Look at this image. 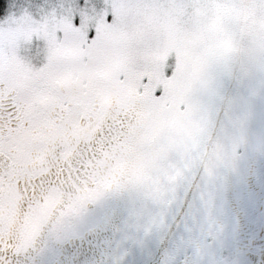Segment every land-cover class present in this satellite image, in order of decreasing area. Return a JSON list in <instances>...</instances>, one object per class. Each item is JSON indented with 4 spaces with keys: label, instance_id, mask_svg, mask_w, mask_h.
Listing matches in <instances>:
<instances>
[{
    "label": "snow or ice",
    "instance_id": "1",
    "mask_svg": "<svg viewBox=\"0 0 264 264\" xmlns=\"http://www.w3.org/2000/svg\"><path fill=\"white\" fill-rule=\"evenodd\" d=\"M182 4L0 0V264H20L46 226L107 192L163 203L186 178L192 101L141 67ZM164 77L181 82L177 56ZM169 105L176 125L150 124Z\"/></svg>",
    "mask_w": 264,
    "mask_h": 264
},
{
    "label": "rangeland",
    "instance_id": "2",
    "mask_svg": "<svg viewBox=\"0 0 264 264\" xmlns=\"http://www.w3.org/2000/svg\"><path fill=\"white\" fill-rule=\"evenodd\" d=\"M159 29L161 39L141 67L155 84L167 83L173 96L184 94L191 99L189 118L195 126L191 137L195 154L199 129L210 128L214 122L210 113L227 93L229 121L235 123L241 121L238 118H249L255 101H262L255 124L264 129V0H183L182 6L169 13ZM169 55L181 61L179 83L165 80L164 67ZM157 111L159 115L149 111L150 124L161 130L176 125L170 105ZM195 154H189L188 170ZM181 190L180 181L163 203L145 201L135 190L107 192L93 202L92 212L77 216L66 232L80 235L107 217L112 240L109 264H172V253L166 254L165 259L156 257L162 255L160 245L177 212ZM150 219L155 223L145 231L144 225ZM197 253L196 259L206 257L209 264H216L212 248L201 246Z\"/></svg>",
    "mask_w": 264,
    "mask_h": 264
},
{
    "label": "flooded vegetation",
    "instance_id": "3",
    "mask_svg": "<svg viewBox=\"0 0 264 264\" xmlns=\"http://www.w3.org/2000/svg\"><path fill=\"white\" fill-rule=\"evenodd\" d=\"M228 98L229 93L210 113L214 120L210 128L199 129L196 154L181 181L177 212L156 260L172 253V264H209L206 257L196 259L203 246L212 248L216 264H264V129L255 124L262 101H255L249 118L235 123L229 121ZM93 210L89 202L55 228L46 226L19 257L20 264H109L112 240L107 217L80 235L66 232L77 216Z\"/></svg>",
    "mask_w": 264,
    "mask_h": 264
}]
</instances>
